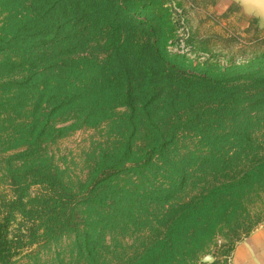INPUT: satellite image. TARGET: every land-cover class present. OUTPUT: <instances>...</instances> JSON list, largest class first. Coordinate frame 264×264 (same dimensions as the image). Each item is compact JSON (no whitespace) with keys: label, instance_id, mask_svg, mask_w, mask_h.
Wrapping results in <instances>:
<instances>
[{"label":"trees","instance_id":"obj_1","mask_svg":"<svg viewBox=\"0 0 264 264\" xmlns=\"http://www.w3.org/2000/svg\"><path fill=\"white\" fill-rule=\"evenodd\" d=\"M0 6V123L10 130L0 141L41 158L66 133L105 138L78 193L55 165L29 174L26 183L37 178L53 193L55 221L69 225L76 206L85 207L94 233L86 246L97 253L117 214L124 230L143 231L133 262L149 264L192 262L226 226L249 233L259 224L264 213L252 214L264 209L262 69L215 80L168 66L156 40L141 39L130 0ZM123 172L130 179L121 181ZM16 202L27 205L21 193ZM10 241L0 232V260Z\"/></svg>","mask_w":264,"mask_h":264},{"label":"rangeland","instance_id":"obj_2","mask_svg":"<svg viewBox=\"0 0 264 264\" xmlns=\"http://www.w3.org/2000/svg\"><path fill=\"white\" fill-rule=\"evenodd\" d=\"M233 2L236 4L224 0H130V14L141 22V39L156 40L160 52L168 57V66L215 80H242L259 69L264 73V17ZM3 12L0 6V31ZM2 101L0 87V104ZM8 132L9 128L0 123V137ZM103 138L96 130L66 133L56 142L45 144L41 158L23 154L25 146L13 149L9 148L11 143L0 141V232L6 230L11 240L0 264H149L145 260L133 262L134 253L144 241L143 231L133 227L134 232L132 226L124 230V223L115 214L118 224L108 229L96 253L86 246L88 235L94 233L86 230L85 207L76 200L73 223L64 225L59 215V221L54 220L49 187L34 181L37 178L26 183L33 169L50 164L63 171L68 187L78 193L79 183L88 179L89 155L104 144ZM119 179L127 181L130 174L123 172ZM20 193L28 206L16 202ZM32 198L36 199L35 209L31 208ZM261 210L252 215L263 214ZM97 212L93 210L92 215ZM238 224L218 231L207 250L192 262L156 264H239L242 242L264 226V216L249 233L236 232Z\"/></svg>","mask_w":264,"mask_h":264},{"label":"crops","instance_id":"obj_3","mask_svg":"<svg viewBox=\"0 0 264 264\" xmlns=\"http://www.w3.org/2000/svg\"><path fill=\"white\" fill-rule=\"evenodd\" d=\"M226 3L235 5L236 1L240 6L251 10L252 7H264L263 0H224ZM239 264H264V226L244 242H242V262Z\"/></svg>","mask_w":264,"mask_h":264},{"label":"water","instance_id":"obj_4","mask_svg":"<svg viewBox=\"0 0 264 264\" xmlns=\"http://www.w3.org/2000/svg\"><path fill=\"white\" fill-rule=\"evenodd\" d=\"M263 3H264V0H263ZM251 10L256 12L258 15H260V14L263 15V17H264V7H261V6H259V7L257 6L256 8L252 7Z\"/></svg>","mask_w":264,"mask_h":264}]
</instances>
